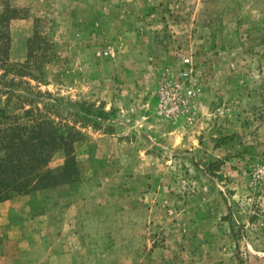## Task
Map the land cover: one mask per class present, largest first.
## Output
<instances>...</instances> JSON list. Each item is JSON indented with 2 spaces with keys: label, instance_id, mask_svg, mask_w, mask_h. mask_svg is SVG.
I'll return each mask as SVG.
<instances>
[{
  "label": "rangeland",
  "instance_id": "obj_1",
  "mask_svg": "<svg viewBox=\"0 0 264 264\" xmlns=\"http://www.w3.org/2000/svg\"><path fill=\"white\" fill-rule=\"evenodd\" d=\"M4 3L83 136L77 181L0 203V264H264V0Z\"/></svg>",
  "mask_w": 264,
  "mask_h": 264
},
{
  "label": "trees",
  "instance_id": "obj_2",
  "mask_svg": "<svg viewBox=\"0 0 264 264\" xmlns=\"http://www.w3.org/2000/svg\"><path fill=\"white\" fill-rule=\"evenodd\" d=\"M18 17V9L9 3L3 4L0 11V71L3 70L0 72V203L73 183L79 178L75 144L82 133L64 123L54 104L40 101L44 97L42 93L35 92L28 82L18 80L32 69L31 62L20 67L9 65V26ZM18 89L23 93L18 94ZM59 152L64 155V163L51 168L50 163Z\"/></svg>",
  "mask_w": 264,
  "mask_h": 264
},
{
  "label": "built area",
  "instance_id": "obj_3",
  "mask_svg": "<svg viewBox=\"0 0 264 264\" xmlns=\"http://www.w3.org/2000/svg\"><path fill=\"white\" fill-rule=\"evenodd\" d=\"M184 63L185 64H190L191 62H190V59H185V61H184ZM190 75V73H189V71H187V70H185V71H183V73H182V76L183 77H188ZM189 93H191V91L189 92ZM182 102H180V103H178L176 106H175V108L173 109V111H178L179 110V107L181 106V105H183V104H181Z\"/></svg>",
  "mask_w": 264,
  "mask_h": 264
}]
</instances>
